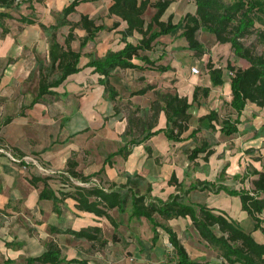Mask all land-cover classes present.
Segmentation results:
<instances>
[{"label":"crops","instance_id":"crops-1","mask_svg":"<svg viewBox=\"0 0 264 264\" xmlns=\"http://www.w3.org/2000/svg\"><path fill=\"white\" fill-rule=\"evenodd\" d=\"M71 1L16 0L11 7L0 6V260L11 258L19 261L22 257L40 255L47 249L50 241L57 242L61 250L68 252L67 247L70 245L64 243V236L76 237L67 232L70 228L95 225L104 231L107 224L111 225L105 216L77 209L76 200L68 196L74 185H93L108 190L125 183L131 175L134 180H138L140 191L143 185L146 186L145 192L150 186L152 196L166 200L171 194L180 192L182 188L186 190L198 180L228 185L233 180L244 179V183H247H241L242 188L252 189L253 179L258 176L253 170H264V148L261 146L264 135L260 131L264 126V107L249 101L242 111L239 131L232 135L223 134L220 130L221 120L237 116V111L230 104L232 90L230 74H227L229 68H223L224 84L214 86L209 73L205 82H202L199 74H192L185 65H180L181 62L173 60L170 54L180 46L173 38L179 34L183 40L181 45H188L181 34L182 27L160 36L171 35L172 39L168 44H160L162 40L159 37L151 50L141 52L152 60H157V64L170 65V69L159 71L149 64L145 69L117 67L103 82L105 76L95 66L89 65L90 60L104 57L109 50L118 51L126 42L136 44L142 37L138 31H134L132 35L123 34L128 23L119 15L110 13L113 0H84L68 15L71 22H78L82 15H88L106 28L98 31L95 38L81 48V39L87 31L81 26L74 27L75 38L70 45L75 50L81 49V69L69 74L59 85L51 87L53 93H46L37 100L41 73H45L50 64V35L40 23L47 26L56 24L61 19L63 8ZM150 1L154 3L157 0ZM18 2L20 4L17 6ZM196 7L194 0H171L161 19L167 21L172 17L173 22L177 23L187 13H195ZM155 11V6L147 7L144 13L146 22ZM1 12H9L13 17L1 16ZM147 14H150L149 19L146 18ZM23 15L35 21L25 23L20 20ZM70 28V24H65L56 30L60 44L65 45ZM158 50L160 55L155 57L153 51ZM165 57L168 58L166 63L162 62ZM230 59L231 64L236 67L249 66V62L236 56L234 51ZM134 62L144 64L140 59H134ZM123 70L134 74L125 77L122 75ZM147 86L150 88L144 93H136ZM196 86H207L211 91L208 96L199 94L198 101H194L189 108V129L183 134L184 138L173 140L164 132L167 115L163 109L162 94L178 93L192 102ZM220 86H223L224 97L217 96V88ZM112 91L115 92L114 95ZM215 98L217 105L226 99L233 112L219 122L214 121V130L208 126L207 121H201L200 117L213 109L218 111L217 106L201 113L200 108L206 105V101ZM121 101H126V108L120 107ZM196 108L199 110L198 116H194ZM155 111L156 119L153 117ZM129 116H134L137 127L140 128L135 135L137 137H141L144 129L160 131L139 144L129 145L131 152L127 157L116 154L110 162L105 163L106 157L125 143L123 135L129 125ZM247 123L249 128L241 127ZM197 127L200 130L194 136H186ZM203 129L210 131L209 135L215 132L217 137L200 140ZM217 133L226 138L219 139ZM204 141L208 142L213 153L207 160L204 158L206 152L191 159V150ZM249 148H256V152L260 149V152L256 156ZM214 155L215 158H212ZM24 157H30L29 161ZM221 158H225L226 163L217 169ZM71 159L76 162L75 170L88 177L86 180L68 172V162ZM173 174L182 186L170 181ZM45 176L49 177L47 187L63 196L61 200L40 198L45 187L44 181L39 180L33 184L30 179ZM229 195L223 190L214 192L200 188L184 194L187 201L207 204L230 215L226 206L217 204L219 199L222 201ZM115 210L118 211L112 209L110 214L119 222V228H116L118 230L121 226ZM118 213L127 215V230L128 225L136 227L137 222L143 218L149 222L144 216L130 217L129 211ZM81 216L83 219L87 218V224L81 225ZM260 217L264 220L262 214ZM180 219L191 220L190 217H175L163 219V222L171 225L181 239L175 227ZM263 224L264 221L262 226ZM112 228L121 241L137 240L133 230L118 234L114 226ZM150 231L153 233L152 228ZM103 239L108 240L104 235Z\"/></svg>","mask_w":264,"mask_h":264},{"label":"trees","instance_id":"trees-1","mask_svg":"<svg viewBox=\"0 0 264 264\" xmlns=\"http://www.w3.org/2000/svg\"><path fill=\"white\" fill-rule=\"evenodd\" d=\"M16 0H0V6L11 7ZM33 1V0H28ZM84 0H72L65 6L61 13V19L54 25L47 26L40 23L44 30L49 31L50 35V64L46 72L41 73L39 83V93L36 99H40L46 93H53L51 87L57 86L71 73L78 72L81 49L75 50L71 47V41L75 38L74 27L81 26L87 31V34L81 39V48L97 35V32L106 28L103 24H97L94 19L88 15H82L78 22H71L67 17L76 10V6ZM196 3L195 13H187L174 23L172 17L167 21L161 19L162 14L170 5L171 0H157L152 3L150 0H113L110 7V13H114L127 21L128 27L123 33L125 36L132 35L134 31L142 34L138 43L126 42L125 46L118 51L109 50L107 54L98 59L90 60L89 65L95 66V69L103 74V82L117 67L122 68H147V64L152 65L159 71H166L171 68L170 65L157 64V60H152L147 54H142L144 50H151L158 42V38L164 34H170L174 29L182 27V36L188 42V48L195 50L197 55L205 53L204 44L198 38V32L206 28L210 33L216 36L219 43H230L236 56L242 57L249 62L246 68L236 67L228 63L231 79L232 108L237 111L236 118L227 117L221 120L220 130L225 135H232L239 131L242 111L246 104L254 102L264 107V49L258 51L254 44L247 45L244 41L252 33H257V38L264 45V0H194ZM20 3H17V6ZM149 5L156 8L151 19L146 22L144 13ZM30 7H33L32 5ZM1 16L13 17L9 12H1ZM21 21L33 23L35 19L28 16H21ZM65 24H70V32L65 39V45L57 40L56 30ZM134 59H140L144 64L134 62ZM208 73L214 86L224 84V69L216 66L209 59L206 63ZM55 74L54 78L50 76ZM150 86L137 90L136 93H144ZM110 91L111 89L108 88ZM211 91L207 86H196L193 94V101L189 102L186 96H179L178 93L167 92L162 94L164 100L163 109L167 115V127L164 129L167 137L173 140L184 138V133L189 129L190 113L189 108L193 102L198 101L199 94L208 96ZM114 95L115 92L112 91ZM153 117L157 118L155 111ZM201 121H207L208 126L216 129L215 122H219V113L213 109L209 113L200 117ZM129 125L123 135L125 143L113 153H110L105 163L111 161V158L120 154L127 157L131 152L129 145L139 144L160 130L152 131L144 129L141 137L135 136L137 131V121L134 116L128 117ZM215 121V122H214ZM139 122V121H138ZM200 130L199 127L192 129L186 136H194ZM264 131V126L261 127ZM148 147V146H147ZM206 152L204 158L207 160L213 153L208 142L195 146L189 155L191 159L196 158L199 153ZM76 162L69 160L68 172L71 175L87 179V176L81 175L75 170ZM104 169V167L102 168ZM258 176L253 179V188H234L223 183L210 180H198L180 192H175L164 200L160 197H154L150 194L151 187L142 193L138 188V180H134L129 175L125 183L118 187L103 189L98 186H79L74 185V189L68 192V196L76 200V207L81 211L94 213L98 216L107 217L115 230L119 222L110 214V210L117 209L120 212L129 211L130 217H146L151 223L153 236L151 245H156L160 239V229L168 234V240L173 247V264H209L206 261H200L191 257L185 244L179 238L173 227L158 219L159 215L167 220L175 217H190L192 224L200 236L213 248L217 249L221 256L230 264H264V242L258 241L251 231H246L241 224L232 218L224 210H216L207 204L187 201L184 194L192 189L200 188L202 190H211L219 192L225 191L230 195L240 198L242 209L246 210L255 220L254 230L261 229L262 218L260 215L264 212V170H253ZM139 176V174H135ZM49 177H32L30 182L36 184L39 180L44 181L45 187L40 193V198H50L59 201L63 196L57 195L51 188H48ZM180 187L176 176L173 174L170 180ZM182 186V185H181ZM184 190V191H182ZM64 193V192H63ZM62 195V194H61ZM67 232L78 238H86L92 242L99 241L102 244L106 240L101 238L102 228L100 226L89 225L80 229L70 228ZM116 232V231H115ZM114 237H116L114 233ZM88 264L83 258H67L57 242L50 241L47 249L40 255L28 256L23 262L11 258L0 260V264Z\"/></svg>","mask_w":264,"mask_h":264},{"label":"rangeland","instance_id":"rangeland-1","mask_svg":"<svg viewBox=\"0 0 264 264\" xmlns=\"http://www.w3.org/2000/svg\"><path fill=\"white\" fill-rule=\"evenodd\" d=\"M147 19L150 18V14H147ZM177 37L173 38L176 41L177 46L176 52L173 51L170 55L173 60H176L177 62H181L180 65H185L186 69L190 71L191 66H198L200 69V74L198 75L199 78L202 79V82H205V79H207L208 70L206 67V63L209 59L214 60V63L218 66L220 65L222 68H227L228 63L230 62L231 55L233 53V49L231 47L230 43H219L216 39V36L212 33H210L206 28L201 29L198 32V38L199 40L204 44V50L205 53L201 56L197 55L195 50H191L188 48V45L186 47L182 46L183 40L181 39V36L179 34L176 35ZM162 41H160V44H168L170 39H172V36H163L160 37ZM245 43L247 45L254 44L256 50L262 51L264 49V45L262 42H260L257 38V33L254 32L248 37L244 39ZM188 44V43H187ZM150 52V51H149ZM153 55L157 57L160 55L159 50L153 51ZM162 56V55H161ZM168 61V58L165 57L162 62L166 63ZM229 68V67H228ZM123 76L128 77L134 73L128 72L126 70H123ZM227 74L229 75V71H227ZM55 75L52 74L50 77L53 78ZM217 92L219 95L218 97H224V89L223 86H220L217 88ZM206 105H204L203 108H200V113L204 111L210 110L211 107L217 106L218 112H219V120H221L223 117L231 115L232 109L229 106L226 99L224 101H220L219 105L218 101L216 102V98L212 99L211 101H206ZM121 108H126V101H121L119 104ZM118 105V106H119ZM199 110L196 108V113L194 116H198ZM197 118V117H196ZM219 124V123H218ZM249 123H247L245 126L241 125V127H248ZM249 128V127H248ZM244 130V129H242ZM261 131V130H260ZM246 132V131H245ZM262 135H264V131H261ZM210 131L207 129H203L202 133L200 134V140L204 139L205 137H217L215 136L216 133L212 132L211 135ZM218 135L219 139H225L226 137L224 135ZM228 146L231 147V144L229 143ZM264 148V142L261 145ZM249 150H252L254 155L257 156V154L260 152V149L258 151L256 148H249ZM232 150H230L229 153H231ZM216 155H214L212 158H215ZM264 156V154H263ZM226 160L220 159L217 163V169H220L223 165H225ZM56 179V178H54ZM244 179H241L238 181L233 180L228 185L230 186H237L239 188H242V184L244 183ZM247 181L244 183L246 185ZM250 186V184H249ZM146 186L143 185L141 188V191L145 192ZM223 194V193H222ZM217 204H223L228 208V211H230V215H232V218H234L236 221H238L241 226L246 231H251L254 237L260 241L264 242V224H263V230L256 229L254 230V223L255 220L246 210L242 209L241 207V201L238 196L235 195H229V197L224 199L222 201H217ZM115 216L120 221V229H116L118 231V234H125L129 231H134L137 235V240H119L117 237H114L113 233V226L112 224H107V227L104 231H102V236H106L108 240L106 239V243L102 244L99 241L92 242L86 238H79L73 237V236H64L66 239H63L64 243L67 242L70 246L67 247V251L62 250L63 255H67L66 257H78L83 258L88 261V264H173V255L174 250L172 245L170 244L168 240L167 233L160 229V239L156 245H151V237L152 232L150 231L151 225L150 223L143 218L142 221L137 222L136 227H132L131 225H128L127 230V215L119 214L118 211L115 210ZM262 216H264V212L262 213ZM82 218V216H81ZM159 220L163 222V218H161L158 215ZM87 218L81 219V225L87 224ZM264 221V220H262ZM178 229V232L180 234L182 242L185 244L187 250L189 251L190 255L194 259H198L200 261H206L209 262V264H230L226 262V260L221 256L220 252L210 246L198 233L194 225L192 224L190 219H180L179 223H176L175 226ZM119 228V227H118ZM110 244H109V243ZM135 253V255H134ZM26 258L22 257L19 259V262H23ZM240 264V263H236Z\"/></svg>","mask_w":264,"mask_h":264},{"label":"built area","instance_id":"built-area-1","mask_svg":"<svg viewBox=\"0 0 264 264\" xmlns=\"http://www.w3.org/2000/svg\"><path fill=\"white\" fill-rule=\"evenodd\" d=\"M190 71H191V73L192 74H200V69H199V67L198 66H191V68H190ZM229 74L231 75L232 74V72L231 71H229ZM27 158V159H26ZM24 157L23 159H26V160H28V159H30V157ZM17 160H19V159H17ZM29 161V160H28ZM42 169L43 170H47L46 168H44V167H42ZM90 186V185H89ZM92 186V185H91Z\"/></svg>","mask_w":264,"mask_h":264}]
</instances>
